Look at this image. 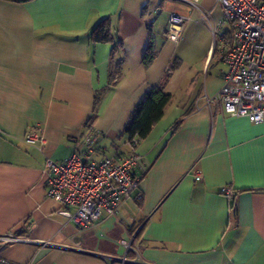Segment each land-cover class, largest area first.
Segmentation results:
<instances>
[{
  "label": "crops",
  "instance_id": "1",
  "mask_svg": "<svg viewBox=\"0 0 264 264\" xmlns=\"http://www.w3.org/2000/svg\"><path fill=\"white\" fill-rule=\"evenodd\" d=\"M166 5L0 0V237L49 241L0 242L4 257L24 264H264V122L231 116L216 99L226 67L220 46L212 52L209 40L194 63L180 47L186 26L177 43L159 35ZM201 9L210 14L196 19L191 35L200 21L208 23H201L205 42L213 29L229 30L215 0H201ZM103 18L113 39L94 41ZM151 33L157 54L146 66ZM158 86L172 98L137 144L143 199L123 201L114 216L104 213L80 231L47 195L46 160L68 157L89 127L99 132L98 156L115 153L137 104ZM32 129L45 136L43 148L26 143ZM226 186L235 191L233 209L220 192ZM133 235L138 254L132 249L123 260L118 240Z\"/></svg>",
  "mask_w": 264,
  "mask_h": 264
},
{
  "label": "built area",
  "instance_id": "2",
  "mask_svg": "<svg viewBox=\"0 0 264 264\" xmlns=\"http://www.w3.org/2000/svg\"><path fill=\"white\" fill-rule=\"evenodd\" d=\"M207 19L210 11L201 9V0H185ZM222 8L220 24L226 22L229 30H221L220 48L225 70L223 85L216 99L222 102L231 116L247 117L252 123L264 122V0H215ZM190 16L171 12L167 18L165 39L179 42ZM216 29V28H215ZM218 46V47H219ZM77 141L71 154L62 161L48 158L42 169L47 181V195L60 205L58 214L67 223H74L80 231L92 228L105 213L114 216L123 201L143 199L141 179L135 169L142 156L137 151L138 139H126L115 153L98 156L99 132L92 127ZM26 143L40 149L46 144L45 136L36 130L25 135ZM202 180V172H195ZM139 192L133 197L132 193ZM220 192L234 201L235 191L222 187ZM130 238L119 239L124 248L123 260L130 250L138 254ZM29 242L39 245L49 241H35L19 235L1 236L0 242ZM135 260H140L139 257ZM0 264H24L12 261L0 253Z\"/></svg>",
  "mask_w": 264,
  "mask_h": 264
},
{
  "label": "trees",
  "instance_id": "3",
  "mask_svg": "<svg viewBox=\"0 0 264 264\" xmlns=\"http://www.w3.org/2000/svg\"><path fill=\"white\" fill-rule=\"evenodd\" d=\"M10 1L26 3L32 0ZM112 30L113 26L111 20L109 18H103L93 28L91 37L94 41H111L113 39ZM150 36V42L143 57V61L146 66H150L152 64L157 54V47L154 41V36L152 33ZM113 76L114 75H112V79ZM168 77L169 74L167 75L166 79H168ZM171 98L172 95L166 92L162 86L149 88L146 91L144 97L137 104L134 113L126 123L124 131L122 133L123 136L126 137V139L136 137L138 140H141L145 138L151 132L154 125L163 117L166 107L171 101ZM90 122L91 120L88 121V123ZM176 125L174 126V128L176 127ZM234 205V201H232V209Z\"/></svg>",
  "mask_w": 264,
  "mask_h": 264
},
{
  "label": "rangeland",
  "instance_id": "4",
  "mask_svg": "<svg viewBox=\"0 0 264 264\" xmlns=\"http://www.w3.org/2000/svg\"><path fill=\"white\" fill-rule=\"evenodd\" d=\"M166 6H167V9H165V11H162L160 13L158 23H157V27L159 28V35L161 34L163 36V34L166 30V27H167V18L171 12H175V13H178L181 15H190L193 22L191 19H190V21L187 22V24H186L187 29L185 28L186 29L185 33H187V35H186L185 39L182 41L180 47L188 50L189 54L191 52L192 61L194 63L199 62L200 57H201L203 51L205 50L204 45L206 43H209V40H212V52H214V50L217 49V47L221 43L220 42V39H221L220 33L221 32H219L218 29H213L212 34L210 33V35L208 37V42H205L204 39H205L207 33H206V29L202 28V25H205V23L208 24L207 22L200 21L203 24L201 25V23H200V24H197L196 28L193 27V32H192L193 36L191 35V33H190L191 25L194 26L196 19L201 17V15L199 14V11L197 9L192 7L185 0H167ZM224 27H227V23H225L223 25V28ZM213 28H215V27L213 26ZM197 30L200 31L198 34L195 33V32H197ZM218 49H219V47H218Z\"/></svg>",
  "mask_w": 264,
  "mask_h": 264
}]
</instances>
